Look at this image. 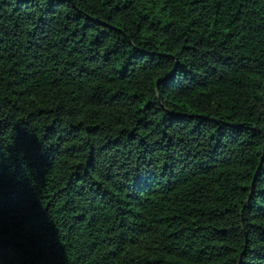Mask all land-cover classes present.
<instances>
[{"label": "trees", "instance_id": "trees-1", "mask_svg": "<svg viewBox=\"0 0 264 264\" xmlns=\"http://www.w3.org/2000/svg\"><path fill=\"white\" fill-rule=\"evenodd\" d=\"M0 241L264 264V0H0Z\"/></svg>", "mask_w": 264, "mask_h": 264}, {"label": "snow or ice", "instance_id": "snow-or-ice-1", "mask_svg": "<svg viewBox=\"0 0 264 264\" xmlns=\"http://www.w3.org/2000/svg\"><path fill=\"white\" fill-rule=\"evenodd\" d=\"M17 151L26 155L28 162L34 167H39L43 162V146L38 142H34L27 137H20L17 140ZM0 264H4L3 260V245L0 241ZM44 264H60L59 252L55 245H51L49 248V256L45 260Z\"/></svg>", "mask_w": 264, "mask_h": 264}]
</instances>
